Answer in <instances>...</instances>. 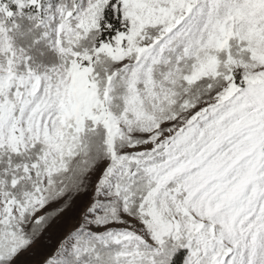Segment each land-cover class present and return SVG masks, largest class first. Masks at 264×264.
<instances>
[{"label":"snow or ice","instance_id":"obj_1","mask_svg":"<svg viewBox=\"0 0 264 264\" xmlns=\"http://www.w3.org/2000/svg\"><path fill=\"white\" fill-rule=\"evenodd\" d=\"M264 264V0H0V264Z\"/></svg>","mask_w":264,"mask_h":264},{"label":"rangeland","instance_id":"obj_2","mask_svg":"<svg viewBox=\"0 0 264 264\" xmlns=\"http://www.w3.org/2000/svg\"><path fill=\"white\" fill-rule=\"evenodd\" d=\"M74 223L75 221L71 218V214L65 220L59 221L54 226V228L50 230V239L46 241L45 244L37 250V255L30 257L29 264H32L33 261L42 259L44 254L51 251L52 248L55 246L58 238L64 235L68 230H70Z\"/></svg>","mask_w":264,"mask_h":264}]
</instances>
